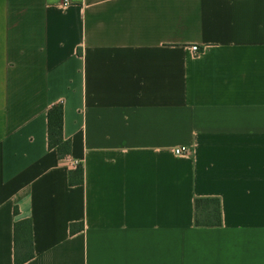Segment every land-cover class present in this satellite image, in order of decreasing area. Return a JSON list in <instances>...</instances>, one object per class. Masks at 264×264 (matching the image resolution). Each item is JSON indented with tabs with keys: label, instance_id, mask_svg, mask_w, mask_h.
Instances as JSON below:
<instances>
[{
	"label": "crops",
	"instance_id": "1",
	"mask_svg": "<svg viewBox=\"0 0 264 264\" xmlns=\"http://www.w3.org/2000/svg\"><path fill=\"white\" fill-rule=\"evenodd\" d=\"M25 219V264H264V0H0V264Z\"/></svg>",
	"mask_w": 264,
	"mask_h": 264
},
{
	"label": "trees",
	"instance_id": "2",
	"mask_svg": "<svg viewBox=\"0 0 264 264\" xmlns=\"http://www.w3.org/2000/svg\"><path fill=\"white\" fill-rule=\"evenodd\" d=\"M48 139L50 149H56L60 159H65L71 154V141L64 138V110L61 104L53 105L47 113ZM84 170L80 166L75 172L70 173V184H82ZM197 226L217 227L222 225L220 200L215 198H199L195 200ZM17 213V210H16ZM79 226V225H78ZM72 224V234L83 228ZM15 255L14 264H25L34 258L32 239V222L30 219L20 220L14 227Z\"/></svg>",
	"mask_w": 264,
	"mask_h": 264
},
{
	"label": "built area",
	"instance_id": "3",
	"mask_svg": "<svg viewBox=\"0 0 264 264\" xmlns=\"http://www.w3.org/2000/svg\"><path fill=\"white\" fill-rule=\"evenodd\" d=\"M69 3H70V0H63V5H68ZM193 50L195 52H198L199 48L197 46H194ZM188 152H189V148H187V147H178L176 149V154L177 155H183V154H186ZM71 166L72 167H79V162H77V161L76 162H71Z\"/></svg>",
	"mask_w": 264,
	"mask_h": 264
}]
</instances>
